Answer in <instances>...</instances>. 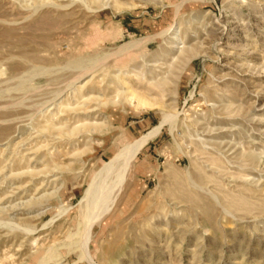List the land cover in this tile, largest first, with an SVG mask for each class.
<instances>
[{"label":"rangeland","instance_id":"1","mask_svg":"<svg viewBox=\"0 0 264 264\" xmlns=\"http://www.w3.org/2000/svg\"><path fill=\"white\" fill-rule=\"evenodd\" d=\"M59 259L264 264V0H0V264Z\"/></svg>","mask_w":264,"mask_h":264},{"label":"bare ground","instance_id":"2","mask_svg":"<svg viewBox=\"0 0 264 264\" xmlns=\"http://www.w3.org/2000/svg\"><path fill=\"white\" fill-rule=\"evenodd\" d=\"M125 46L121 47L120 50H122ZM78 78H81V76H79ZM126 88H128L127 91H129L132 96L138 98L140 105L142 106L156 105L155 102H151L148 99L144 98V96L137 94L135 91H131L128 85ZM168 116L170 115L166 114L164 122L167 120ZM159 128H160L159 126L156 127L148 135L142 136L135 143L127 144L126 146H124L118 152V154L113 158L112 161L107 162L103 165L98 176L93 180L92 184L87 189V193L85 197L86 199L84 201L86 202L88 196H91V194L93 196L92 201L87 202L86 205L83 204L84 201H82L83 210L81 212L82 217H81V220L79 221L78 231L75 235L69 236L71 239L76 236L79 238V240L76 243H79L80 245H82L83 251L81 253L83 257L91 259L90 241L92 239L93 228H94V225L97 222L99 223V221H101V219L103 218L102 208L98 205V199L103 198V200L106 199L108 201V198L111 196L115 188L117 186H119L120 188L122 187V184L125 178V171L127 170L129 163H131L136 158L142 146L146 144L148 140H150L152 137H154L158 133ZM74 239L77 240L76 238ZM70 243L74 244V241L73 242L70 241ZM53 253L54 254H52L51 256L52 257L56 256L57 252H53ZM56 264H61L60 259L56 261Z\"/></svg>","mask_w":264,"mask_h":264}]
</instances>
